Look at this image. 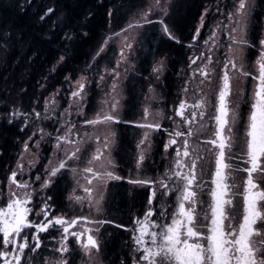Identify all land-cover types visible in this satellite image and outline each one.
I'll return each instance as SVG.
<instances>
[{"label":"flooded vegetation","instance_id":"obj_1","mask_svg":"<svg viewBox=\"0 0 264 264\" xmlns=\"http://www.w3.org/2000/svg\"><path fill=\"white\" fill-rule=\"evenodd\" d=\"M189 1H194V4L190 7L187 6V9L181 11L183 13L181 14L178 10L181 6L180 3H183L184 0H167L164 5L168 8V15L163 16L159 9L155 13H149L148 19L153 21L151 24L143 22L138 15L148 9L143 7L147 3L145 1L140 3L138 13H135V10L132 11L131 6L119 11H113L114 8L111 7L104 8L106 11L102 12L103 21L96 24L93 22L91 30L87 29L84 32L86 36L90 37V47L94 46L95 53L93 51L94 54L89 61L91 51L89 47L88 56L82 60L83 63L76 67L79 78H85L83 99L74 100L71 96V92L76 90L77 85L67 88L64 94L65 102L56 111L55 119L52 123L43 126L49 129L45 132L49 138L50 127L51 130L55 131L52 134L54 144L47 148L48 154L43 149H32V153L35 154L30 157L26 155L25 159H21L25 143L24 130L20 131L17 139L6 140V155L0 153V189L6 193L8 176L13 170H17L18 162L23 163L24 170L18 174V179L31 182L32 187L36 190L33 198V204L36 205L34 211H39L40 207L43 206V201L51 196L52 200L48 203L50 208L55 210L54 215L65 218L84 217L85 220L73 230L82 231L83 228L94 230L93 235L101 245V252L96 257L97 264H121L122 260L126 261V264H133V258H139L140 253L133 251L135 245L132 237L138 234L135 232L134 221L142 219L148 211V198L151 189L149 186L140 187L130 184L128 181L140 176L153 178L162 176L166 170L174 166L175 149L178 145L171 146L165 152L164 144L168 140L165 129H173V120L177 123L181 122V118L175 115V110L178 109L181 100L192 105L202 98H206L207 109L203 117L204 128L189 138L190 157L186 158L189 163L192 159H196L197 172L198 174L202 173V188L197 190L195 210L198 219L203 221V215L209 211L208 205L211 203L210 191L213 187L211 180L215 172V156L208 151L212 146L206 144L205 141L214 138L215 121L211 117L215 114L216 97L221 85L220 77L224 71L223 60L225 54L229 53V47L232 50L231 58L237 67L243 65L244 69L250 73L246 78L238 80L236 70L229 66L231 93L228 99L230 107L233 103L238 104L239 126L241 134L244 132L243 126L247 122L257 83L252 77L258 75L256 62L260 57L259 40L264 39V0H254V5L247 17L246 26L243 27L242 31L238 29L232 33L238 40L242 38L247 41L243 44H232L227 30L231 24L235 23V20L230 22L227 16L234 12L238 0ZM206 9L208 10L207 14H205ZM201 16H204L203 27H200ZM129 18L131 19L127 22ZM161 18L164 19L172 33L179 38L180 43H176L164 34L159 23ZM137 21H140L142 27L128 29L129 23H136ZM217 24H219V28L214 27ZM198 27H200V35L196 40H193ZM123 29H128V31L124 32ZM210 29L218 32L217 43L219 46L213 48V64L209 66L213 69V75L201 84L200 81L203 77L198 71L193 76L192 69L202 67L206 63L207 55L212 54L204 46V41L210 35ZM117 33L120 35L118 36ZM125 37H127L126 40ZM96 38L99 42L94 43ZM128 43L132 45L131 49L125 46ZM189 44L192 47H188ZM101 49L103 50L101 51ZM201 53L205 54V60H197V64L189 68L190 57L199 56ZM86 60L87 65L85 64ZM162 60L164 62L162 71L153 73V67ZM217 60L220 61L219 64L216 63ZM79 62L77 60L76 65ZM85 76H89V78L86 79ZM112 82L118 84L113 90L106 91ZM185 88L188 89L187 94L184 92ZM56 96H58V92ZM54 98L56 103L60 99V97ZM114 104L116 107L113 110L112 105ZM66 109L67 113L62 116L61 114L65 113ZM75 109L77 112L78 109L81 110L78 121L74 116ZM145 109L149 112L147 119L144 115ZM191 111L192 109H189L186 114L190 116ZM196 111L199 112V110ZM12 112L10 111V114ZM25 113L29 114L27 120L23 116L18 118L22 119V123H19L21 129L25 128V124H33L32 120L36 121L33 113ZM104 114L115 115L119 123L109 122L96 125L85 123V120H93L97 117L102 119ZM65 121L68 123L65 124ZM151 122L160 123L161 130L155 131L138 127L139 124ZM201 123L202 120L197 115L192 125L193 129L199 128ZM70 125H75V127L68 133L69 139L77 144L79 134L74 131L82 128L81 140L86 142L85 149L80 147L81 159L69 161L70 167L76 168L77 172L70 180L69 173L72 172L62 170V174L54 178V182L47 189H42L41 181H37L36 177L40 176L43 180L46 169L56 166L58 160L64 156V149H68V146H76V144L62 143L61 150H54L55 137L64 135L66 133L65 128H69ZM40 129L42 127L38 129L39 132H41ZM181 130L187 132L188 128L186 125H182ZM108 131L111 133L108 134ZM146 131L148 132V140L141 145L140 141L144 138ZM98 147L103 156L111 161V164L105 163L104 167H101L100 162H94L92 165L88 164L87 167L91 166L94 171L101 173L111 171L114 176L122 177V179H92L90 173L83 171L84 167L80 166L82 161L87 159L88 163L96 154ZM233 151L239 152V149L233 148ZM142 152L145 159L138 167V159ZM227 156L226 151V163H231L240 168L247 167L242 160L227 159ZM30 161L31 165L29 166ZM228 172L229 170L226 169V175ZM88 179H92L91 184H88ZM253 179L260 183L261 188H264V176L254 173ZM246 180V172L232 171L226 181L230 185L229 196L232 198V205L228 206V211L235 215L234 224L242 221L243 193ZM73 185H75L74 188ZM85 187L92 189L91 205L87 199L88 194L84 191ZM72 189L73 191H71ZM77 196L84 199L77 202L75 199ZM96 200L101 201L100 211H97ZM174 206L175 196L173 195L166 199L163 207L157 201H154L151 207L158 216L161 211L170 214ZM157 216L152 217V219L156 220ZM30 219L38 221L42 217L30 216ZM90 220H107L112 223L99 226V232L96 233L97 225L89 223ZM167 222L170 223V216ZM116 225H123L124 227L121 228ZM257 227H259V223ZM41 236H47L44 242L48 245L47 249L43 251V257L56 259L52 254L54 241L51 240V236L59 237V233L51 231V236L48 234H41ZM253 239L259 243L264 237L257 236ZM71 240L72 238H70V248L76 249L74 255L69 257L73 264H92L83 249L72 243Z\"/></svg>","mask_w":264,"mask_h":264},{"label":"snow or ice","instance_id":"obj_2","mask_svg":"<svg viewBox=\"0 0 264 264\" xmlns=\"http://www.w3.org/2000/svg\"><path fill=\"white\" fill-rule=\"evenodd\" d=\"M254 5V0H238V5L232 14L227 16L231 22L229 31L230 41L232 44L247 43L246 40L237 39L232 33L238 29L241 31L247 24V17ZM159 9L163 16L168 15V8L160 3V0H154L148 6L147 10L142 11L138 15L140 19L151 24L153 21L148 19L149 13H155ZM207 9L205 14H207ZM54 14V9L49 7L44 14L40 16L44 20L46 16ZM111 15V13H109ZM159 23L162 26L163 32L167 37L176 43H180L164 19L161 18ZM204 26V16H201L200 27ZM142 27L140 21L129 23L128 29ZM200 27L195 31L193 40H196L200 35ZM219 28V24L214 26ZM128 29L122 31L127 32ZM119 36L120 33H117ZM64 40L72 41L73 34L69 30L64 33ZM127 37H125V40ZM218 32L210 29V35L204 41V46L208 48L206 63L202 67L192 69L193 76L197 71L203 79L200 81L203 84L210 76L213 75V69L209 67L213 64V48L218 47ZM131 49L130 43L125 45ZM188 47H192L191 44ZM260 57L257 60L258 75H253V80L257 81L250 104V112L246 124L243 126L244 132L241 134L239 126L240 114L237 111L238 104L233 103L230 107L229 96L231 93V76L230 70H236L237 79H244L250 75L249 71L245 70L243 65L239 68L231 58V47L229 53L225 54L223 60V75L220 77L221 85L216 97L215 114L212 119L215 121L214 138L205 141L206 144L212 147L209 152L215 156V172L211 183L213 185L210 191L211 203L208 205L209 211L203 215V221L198 219L195 210L197 190L202 188L201 178L202 173L197 172V160L192 159L189 163L186 158L190 157L189 138L196 135L204 128L203 117L206 114L207 101L202 98L195 104L189 105L185 100H181L178 109L175 110V115L181 118V122L172 121L173 129L167 130L168 140L164 144L165 152L173 145H178L175 149L174 166L166 170L162 176L147 177L140 176L129 179L128 183L138 185L140 187L149 186L151 194L148 198L149 209L144 214L142 219L134 221L136 225L135 232L138 233L132 237L134 241V253H140L139 258H133V264H264V239L257 243L253 238L260 236L264 237V188H261L260 183L253 179L254 173H259L264 176V39L259 40ZM103 49H101L102 51ZM123 56V52H122ZM64 57H60L62 62ZM197 60H205V54L190 57L189 68L197 64ZM220 63L219 60L216 61ZM164 67L163 60L158 65L153 67V73H159ZM68 80V77H65ZM103 79V77H101ZM85 78L81 77L76 81L77 88L71 92L74 100H82L85 92ZM115 88V84L113 85ZM151 91V89H150ZM187 94L188 89H184ZM116 105H112L113 110ZM192 109L191 115H187V111ZM196 110H199L197 113ZM47 112V106L46 110ZM65 113L61 115H65ZM27 113H20L19 110L13 111L8 120L13 123L14 120L23 116L28 119ZM145 119L149 112L145 109ZM197 115L202 120L199 128L193 129L192 125L197 118ZM37 119L41 118V113L36 112ZM47 119L45 115L43 117ZM117 122L118 118L112 114H104L103 118L97 117L93 120H85L88 125H96L99 123ZM68 121H65L67 124ZM182 125H186L187 132L182 131ZM28 127V124H25ZM68 128L64 135H57L56 145L54 150H61L63 144H76L68 137L71 132ZM138 127L160 131L161 124L158 122L142 123ZM24 129L22 128L21 131ZM43 133V129H40ZM35 135V132H33ZM32 137H29L31 140ZM45 139L42 134L40 140L36 141L35 147L38 149L41 141ZM148 140V132L144 133V138L140 141L143 145ZM179 142V144H178ZM233 148L239 149V152H234ZM24 151H29L28 142L24 143ZM227 159L242 160L247 167L240 168L231 163H226ZM81 149L76 144L74 149H64V156L58 160L56 166L46 169V175L43 180L40 176L36 177L37 181H41V188L47 189L53 182L54 178L62 174V170H70L73 174L77 169L70 167L69 161H79ZM197 158H199L197 156ZM145 159L143 152L138 159V167ZM94 162H100V166L111 164L107 157L103 156L100 148H97L96 154L88 161L89 165ZM51 163V161H50ZM31 161L29 162V166ZM185 169H187L185 171ZM229 170L228 175L232 171L246 172L247 180L245 182L243 193V214L242 221L233 223L235 215L228 211V206L232 205V198L229 196L230 185L226 182L228 175L225 170ZM24 170V164L18 162L17 170H13L8 176L6 193L0 189V264H73L69 257L73 256L76 249L70 248L71 242L82 248L84 253L89 256L92 264H97L96 257L101 252V245L93 235L92 228H83L73 230L77 225L85 220L84 217L65 218L64 216L54 215V209L50 208L48 201L52 200L48 196L43 201V206L39 211H34L36 207L33 204V198L36 190L32 187V183L27 180L18 179V174ZM84 172L90 173L92 179H115L120 180L122 177L114 176L111 171L103 173L94 171L93 167L89 166L83 169ZM92 179H88V184L92 183ZM195 186V188H194ZM84 191L88 194L87 199L89 204H92L91 193L92 189L85 187ZM175 196V206L169 214L161 211L157 213L152 210L154 201L160 203L163 207L164 202L169 196ZM71 199V197H69ZM77 202H81L84 198L75 197ZM100 200L95 201L97 211H100ZM31 205V206H30ZM259 205V207H258ZM210 212V214H209ZM30 216L42 217L38 221L30 219ZM157 216L156 220L152 217ZM170 216V223L167 222ZM89 223H95L97 228L95 232H99V226L105 223H112L107 220H90ZM259 223V227L257 224ZM123 228V225H116ZM59 233V237L51 236V231ZM127 230V229H125ZM41 234H48L51 240L54 241L52 254L56 259L44 258L43 251L47 249L45 244L47 236L42 237ZM121 264H126L122 260Z\"/></svg>","mask_w":264,"mask_h":264},{"label":"trees","instance_id":"obj_3","mask_svg":"<svg viewBox=\"0 0 264 264\" xmlns=\"http://www.w3.org/2000/svg\"><path fill=\"white\" fill-rule=\"evenodd\" d=\"M19 1L21 2H18V6H16L15 8H12V6L10 5L6 6V8L3 9L4 13H2V16L5 19L7 18V22H3L0 25V50L10 47V43L11 45L16 47L14 57L10 56L7 59L8 62L10 63L12 61V58L13 62L23 60L24 58V60L27 61L25 71L22 72V77L24 78L22 79L23 81H19L21 79L17 77L11 78V80L9 81L2 80L3 84L0 88V153H2L3 155H6L7 152L6 140L8 139V141H10L17 139V137L19 136L18 130L21 128V126H19V123H22V119H18L19 117L16 118L13 123H9L8 120L10 117V111L19 110L20 113H25L26 111H29V113H33V111L35 110L34 99L37 96V89L39 88V86L32 89V85L40 83V85L42 86L46 84L45 80L53 79L52 67L54 66L55 62L58 61V56L51 62L47 61L50 60L48 56H50V54H52L53 52L51 50V47H54L52 42L54 41V39L52 38V35L57 33V30H59V24L57 22L58 17L62 15V20L64 19V21H67L68 19H70L77 25H79V19L83 18L86 25L89 26L88 29L91 30L93 22L94 24H96L99 21H103L104 15L101 13L106 11V9H103L102 6L99 8V6L97 7L95 5V3L102 0H77L76 4H72L71 0H40L39 3L38 0ZM84 2L85 6L80 5V3ZM49 7L54 9V14L46 16L44 20H41L40 16L43 15L45 10ZM0 10L2 11V9ZM64 11L68 15H65L63 13ZM72 11H74L75 13L73 19H71V17H68ZM77 14H79V16H76ZM12 16L16 18L17 23L12 20ZM29 18L32 20V24L30 26L27 22ZM49 29L50 32L48 31ZM32 30L38 31V35L40 36L33 37L29 32H32ZM66 30L68 29L63 30L60 36L65 44H70L75 40L73 39L70 42L64 40L63 37ZM71 32L73 34V37L77 36L78 38H82L86 36L84 35V32L78 33L77 30H72ZM29 41H32L29 50H27L30 55L28 56L27 53V56H23L18 49V46L26 45L29 43ZM69 59L70 58L66 57L64 66L66 64L68 65L74 63H71V60ZM13 82H15V88L13 86L11 87L9 84H12ZM51 83L49 84V87H52ZM1 89L6 92H11V96H4ZM7 99H10L12 103L9 104ZM11 135L13 136L12 138Z\"/></svg>","mask_w":264,"mask_h":264},{"label":"rangeland","instance_id":"obj_4","mask_svg":"<svg viewBox=\"0 0 264 264\" xmlns=\"http://www.w3.org/2000/svg\"><path fill=\"white\" fill-rule=\"evenodd\" d=\"M39 1L40 0H38V3H39ZM89 1H92V0H89ZM142 1L147 2L143 6L145 8H148V6L154 2V0H141L138 2H137V0H136V2H135V0H102L100 2L95 3V5L97 7L99 6V8L102 6L103 9L111 7V8H114L113 11H119L122 8H126V7L131 6V8L133 9L132 11L135 10L136 11L135 13H138L140 11L139 6H140V3ZM166 1L167 0H160V3L162 5H164V3ZM18 2H21V1H19V0H0V9H2V11L0 10V25L3 22H7V18L5 19L2 16V13H4L3 9L6 8V6H10V5L12 6V8H15L16 6H18ZM71 2H72V4H76L77 0H71ZM84 4H85V2L80 3V5H82V6H85ZM180 4H181V6H180V9L178 11L181 12L183 10H186L187 6H189V7L192 6L194 4V1L184 0V2L180 3ZM157 10L158 9H156L155 11H157ZM99 11H100V9H99ZM63 13L65 15H68L65 13V11ZM74 14H75L74 11H72L68 17H71V19H73ZM181 14H183V13L181 12ZM76 16H79V14H77ZM130 19L131 18H129L127 20V22H129ZM12 20L17 23L16 18L14 16H12ZM10 21H11V16H10ZM27 22H28L29 26L32 24V20L30 18L27 20ZM57 22L59 24V30H57V33L52 35V38L54 39V41H52L54 47H51V50L53 52H52V54H50V56H48V58H50V60L47 62H51L57 56H58V61H56L54 66L52 67L53 68L52 69L53 70L52 71L53 72V79L52 80H50V79L45 80L46 84H44L42 86L40 85V83H36L37 85L36 84L32 85V89L37 88L39 86V88L37 89V91H38L37 96L34 99L35 100V102H34V106H35L34 109L35 110L33 109L34 110L33 115H35L36 112H39V113H41V118L37 119L35 116L36 121L32 120L33 124L28 125V127L24 128V131H25L24 132V140L28 142L29 151L22 152L21 159H25L26 155H27V157H30L33 154H35V153H32L31 150L37 149L35 147L36 141L40 140V137L42 134L44 135L45 139L43 141H41L40 146L37 150L43 149L46 151V154H48L47 148H49V146H51V144H52V146L54 144L53 143L54 139H53L52 134H54L55 131L51 130L52 128L50 127V132H49L50 138H49L46 136V133H45V132L49 131V129L45 128L43 126H45L48 123L53 122V119H55V116L57 115L56 111L59 110V107H62L63 103L65 102L64 101V98H65L64 94L66 93L67 88L73 87L74 85H76V81L80 80L79 75L76 71V67H78L81 63H83L82 60H84L88 56V53H89L88 49L91 45V43L89 42L90 37L84 36L82 38H78L76 36V37H73V39L75 40L74 42H72L70 44H65L63 39L60 36L61 32L65 29H68L65 32H67L69 30H71V31L77 30L78 33L79 32L80 33L86 32V30L88 29L89 26L86 25L85 20L83 18L79 19V25L72 22L70 19H68L67 21H64V19L62 20V15L60 17H58ZM48 31L50 32V29ZM29 32L33 37L34 36H40V35H38V31H36V30L35 31L32 30V32L31 31H29ZM43 36H45V35H43ZM96 40L94 43L99 42L98 38H96ZM31 42L32 41H29V43L26 45L18 46L19 47L18 49L20 50V52L22 53L23 56L28 53L27 50H29V47L32 44ZM9 45H10V47H8L9 49L4 48L3 50H0V88L3 84L2 80L9 81V80H11V78H14V77L20 78L21 80H19V81H23L22 79H24L22 77L23 76L22 72L25 71L27 61L24 60L25 59L24 58L23 60L13 62V58H12V61L9 63L7 59L10 56L14 57V52L16 50V47L11 45V43ZM93 51H94V46H92V48H91L89 61L91 60L92 55L95 53V51H94V53H93ZM27 55L29 56L30 53H28ZM64 55L67 58H70L69 60H71V63L72 62H74V63L68 64V65L66 64L64 66V63L66 61V57ZM61 56L64 57V60L62 62L60 61ZM77 60H79L80 62L77 63V65H76ZM85 64L87 65V60H86ZM61 66H63V67H61ZM65 77H68L69 79L66 80ZM85 77H87V76H85ZM88 78H89V76L86 79H88ZM50 83L52 84L53 88L49 87ZM9 84L11 87L13 86L15 88V82H13L12 84L11 83H9ZM91 84H92V82H91ZM114 84L116 85L118 83H114V82L110 83V85H109V87H107L106 91L113 90ZM122 86H124V85L122 84ZM1 91L4 94V96H7V97L11 96V94H12L11 92H6L2 89H1ZM57 92H58V96H56ZM54 97H60V99L57 101V103H56V99ZM7 100H8L9 104L12 103V101H10V99H7ZM46 106H47V112L45 111ZM26 112H29V111H26ZM45 115L48 117L47 119L43 118ZM74 116L78 121L79 116H81V110L78 109V112H77L75 109ZM88 117H90V115H88ZM41 127L43 129V133L38 131V129ZM0 128H1V126H0ZM69 128H71V125ZM66 129H68V128H65V132L67 131ZM20 131H21V128L18 130V135H20ZM33 132H35V135H33ZM74 132H77L79 134V137H78L79 140L77 141V144L79 145V147L85 149L86 148V142L81 140L82 128H80L79 130L75 129ZM100 132H103V131H100ZM109 133H111V131H108V134ZM30 136L32 137L31 140H29ZM12 137L13 136L11 135V138ZM54 148H55V146H54ZM74 148H75V146L74 147L68 146V149H74ZM80 166H83L84 168H86L88 166L87 159H84V161H82V164ZM73 176H74L73 173H69L70 180L73 179ZM74 186L75 185H73L72 187L74 188ZM71 191H73V189Z\"/></svg>","mask_w":264,"mask_h":264}]
</instances>
